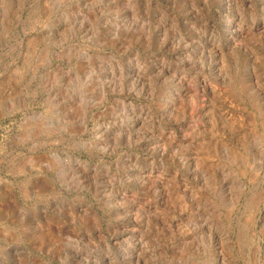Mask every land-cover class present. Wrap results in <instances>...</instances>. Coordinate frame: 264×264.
Masks as SVG:
<instances>
[{"label":"rangeland","instance_id":"374dc122","mask_svg":"<svg viewBox=\"0 0 264 264\" xmlns=\"http://www.w3.org/2000/svg\"><path fill=\"white\" fill-rule=\"evenodd\" d=\"M0 264H264V0H0Z\"/></svg>","mask_w":264,"mask_h":264}]
</instances>
